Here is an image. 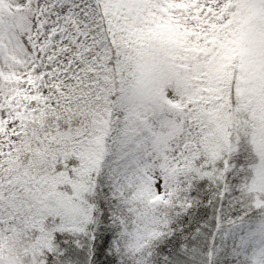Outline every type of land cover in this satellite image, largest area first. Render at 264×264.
<instances>
[{
  "label": "snow or ice",
  "instance_id": "snow-or-ice-1",
  "mask_svg": "<svg viewBox=\"0 0 264 264\" xmlns=\"http://www.w3.org/2000/svg\"><path fill=\"white\" fill-rule=\"evenodd\" d=\"M0 264H264V0H0Z\"/></svg>",
  "mask_w": 264,
  "mask_h": 264
}]
</instances>
